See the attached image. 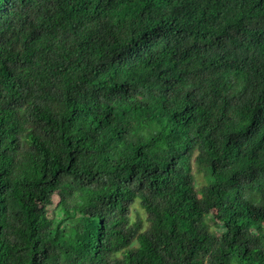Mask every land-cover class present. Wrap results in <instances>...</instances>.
Here are the masks:
<instances>
[{
    "label": "trees",
    "instance_id": "trees-1",
    "mask_svg": "<svg viewBox=\"0 0 264 264\" xmlns=\"http://www.w3.org/2000/svg\"><path fill=\"white\" fill-rule=\"evenodd\" d=\"M0 264H264V0H0Z\"/></svg>",
    "mask_w": 264,
    "mask_h": 264
},
{
    "label": "rangeland",
    "instance_id": "rangeland-1",
    "mask_svg": "<svg viewBox=\"0 0 264 264\" xmlns=\"http://www.w3.org/2000/svg\"><path fill=\"white\" fill-rule=\"evenodd\" d=\"M194 177H195V187L199 188L201 185H203L206 182V177L204 176L203 172L195 171L194 169ZM54 202L57 201V197H53ZM133 212L132 217L135 218L136 216L140 217L142 220L145 218V214L141 207L139 206L138 202H135L133 204Z\"/></svg>",
    "mask_w": 264,
    "mask_h": 264
}]
</instances>
